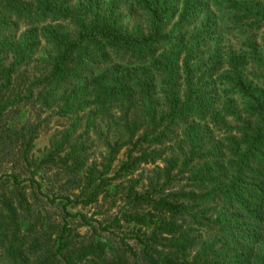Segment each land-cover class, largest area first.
Returning a JSON list of instances; mask_svg holds the SVG:
<instances>
[{
    "label": "trees",
    "instance_id": "16d2710c",
    "mask_svg": "<svg viewBox=\"0 0 264 264\" xmlns=\"http://www.w3.org/2000/svg\"><path fill=\"white\" fill-rule=\"evenodd\" d=\"M0 174V264H264V0H0Z\"/></svg>",
    "mask_w": 264,
    "mask_h": 264
},
{
    "label": "rangeland",
    "instance_id": "374dc122",
    "mask_svg": "<svg viewBox=\"0 0 264 264\" xmlns=\"http://www.w3.org/2000/svg\"><path fill=\"white\" fill-rule=\"evenodd\" d=\"M43 55V51L41 50L38 54V56ZM31 71V70H30ZM28 72L30 75H33L34 72ZM32 105H27L26 109H19L20 116H18L17 121L14 123V125H19V121L21 119L29 120L30 122L35 121H42L43 119H46L45 123H42L40 126V132L38 135V138L34 142V147L32 150V155L35 159L40 160L44 155L47 154V152L52 148V144H55L58 141V133L65 129L68 126V121L66 119L61 118L60 116H57L53 113L46 112L44 114L40 115V119L37 116L36 107ZM120 130L118 127L113 126L110 131H107V128L102 126L100 129L101 136H97L94 133H89V141L88 145H90V154H91V160L100 162L101 158L106 153V142L114 143L116 140H120L121 143L125 142V137L120 133ZM81 132H84V129H82ZM106 137V139H105ZM129 148V146H126L123 148L120 152V154L117 156V160L114 163V167H116L121 161L125 160V154L126 150ZM158 165L162 166L163 164L158 161ZM154 168V165H142L136 172H134L131 177L136 178L141 175L143 177L147 176L150 171ZM1 175V174H0ZM115 185H118L121 181H114ZM7 185V184H6ZM27 192H30V189L27 190ZM45 201V199H43ZM46 204V212L47 215L52 218V220H59L60 217V209L56 205L50 207V205L45 201ZM109 206L108 201L105 203H102L97 205H92L86 208L77 206V207H69L68 210L72 213H82L86 215L87 218L92 217L94 220L102 221L103 223L107 222L106 218L108 215L115 213L116 209L111 210L110 212H107V208ZM72 226L77 230L78 233L83 234L89 231L88 227H80V221L75 220L73 222ZM96 226V224H94ZM129 243H132V241H129Z\"/></svg>",
    "mask_w": 264,
    "mask_h": 264
}]
</instances>
